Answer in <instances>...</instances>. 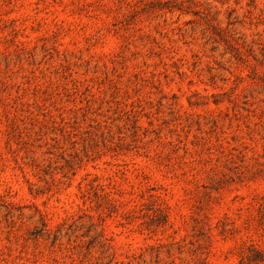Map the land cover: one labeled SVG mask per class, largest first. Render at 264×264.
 Here are the masks:
<instances>
[{
    "label": "rangeland",
    "instance_id": "obj_1",
    "mask_svg": "<svg viewBox=\"0 0 264 264\" xmlns=\"http://www.w3.org/2000/svg\"><path fill=\"white\" fill-rule=\"evenodd\" d=\"M0 264H264V0H0Z\"/></svg>",
    "mask_w": 264,
    "mask_h": 264
}]
</instances>
